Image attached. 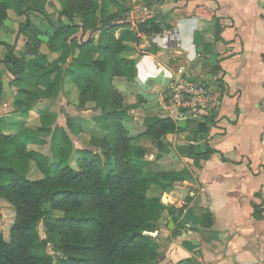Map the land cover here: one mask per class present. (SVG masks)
I'll use <instances>...</instances> for the list:
<instances>
[{
	"label": "crops",
	"instance_id": "0c3cea01",
	"mask_svg": "<svg viewBox=\"0 0 264 264\" xmlns=\"http://www.w3.org/2000/svg\"><path fill=\"white\" fill-rule=\"evenodd\" d=\"M51 1L59 15V2ZM141 8L155 11L150 18L161 23V34L137 35L130 20ZM8 13L2 40L20 57L28 42L19 32L23 18L13 9ZM109 15L119 16L112 24L124 26L115 35L133 48L130 58L137 65V77L131 82L114 80L129 107L125 124L132 136L144 135L146 118L161 117V100L177 76L195 83H219L224 94L218 113L180 119L177 130L160 143L149 137L138 143L137 157L150 163L152 175L180 177L166 182L165 190L151 191L164 207L159 230L151 233L159 245L158 264H264V0H115ZM60 23L59 16H51L39 28L46 32ZM40 52L42 57L26 56L27 78L18 88L3 62L7 49L0 46V130L16 132L12 124L21 117L14 113L15 103L22 98L17 91L37 86L34 76L40 72L33 64L47 66L58 60L47 40ZM51 86L52 78L40 84L44 90ZM78 101L77 88L67 83L57 98L26 114L20 138L48 143L54 159L62 130L72 135L77 149L88 148L89 131L96 128L100 110L92 103L79 108ZM41 117L49 123L45 131L36 130ZM61 117L68 119L65 124ZM29 121L37 128L32 129ZM80 128L83 133L74 136L73 130ZM206 214L212 219L208 228L203 227Z\"/></svg>",
	"mask_w": 264,
	"mask_h": 264
},
{
	"label": "trees",
	"instance_id": "16d2710c",
	"mask_svg": "<svg viewBox=\"0 0 264 264\" xmlns=\"http://www.w3.org/2000/svg\"><path fill=\"white\" fill-rule=\"evenodd\" d=\"M50 1L0 0V46L7 49L3 62L18 88L27 78L26 56L42 57V38H47L51 53L59 55L47 66L33 64L40 72L34 76L37 86L17 91L22 98L15 103L14 113L21 117L12 124L16 132L0 130V201L9 203L15 212L9 239L0 232V264H158L159 245L150 233L159 230L164 207L151 191L165 190L166 182H176L180 177L175 173L152 175L150 163L137 157L138 143L143 137L160 143L178 125L160 116L148 117L147 130L141 136H132L126 126L129 107L114 80L127 78L131 82L138 72L136 61L130 58L133 48L115 35L124 25L109 26L119 18L109 15L115 0H57L61 23L44 32L30 21L28 13L48 16ZM9 9L27 19L19 32L28 40V55L17 57L14 48L2 40ZM154 13L149 9L143 14L147 19L138 24L137 35L163 32L158 19L150 18ZM48 78H52V86L40 88ZM67 83L79 92V108L92 103L100 115L95 118L96 128L89 131L88 148L77 149L70 133L62 130L60 152L52 163L49 155L30 150L46 143L23 141L18 131L27 126L29 111L57 98ZM41 120L36 130L45 131L49 123L44 117ZM72 133L79 135L83 129ZM32 164L45 179H30ZM52 164L54 174L50 175ZM261 208L256 212L259 217ZM42 220L47 241L36 229ZM211 224V216L204 215L203 227ZM49 244L54 255L48 250Z\"/></svg>",
	"mask_w": 264,
	"mask_h": 264
},
{
	"label": "built area",
	"instance_id": "2783aa9c",
	"mask_svg": "<svg viewBox=\"0 0 264 264\" xmlns=\"http://www.w3.org/2000/svg\"><path fill=\"white\" fill-rule=\"evenodd\" d=\"M148 8H141L135 12L130 23L135 27L147 19L143 14ZM224 94L221 84L203 80L195 83L180 76L172 83L167 98L161 100L162 118L177 122L186 117L199 118L204 115L218 113L223 107ZM261 106L264 110V79Z\"/></svg>",
	"mask_w": 264,
	"mask_h": 264
},
{
	"label": "rangeland",
	"instance_id": "374dc122",
	"mask_svg": "<svg viewBox=\"0 0 264 264\" xmlns=\"http://www.w3.org/2000/svg\"><path fill=\"white\" fill-rule=\"evenodd\" d=\"M56 6L54 5V2L50 1L49 4L47 5L46 7V11L48 13V16L46 15H40L36 12H29L28 15L30 17V21L37 27H39L40 25L43 24V22L45 20H47L48 22L51 20V16L54 17V18H57L59 15H58V11L56 10ZM13 18H17L16 15L12 14L11 15ZM23 20L22 22L25 23L27 22V19L26 17H22ZM15 27V25H14ZM44 41L47 40V38H42ZM18 53V52H17ZM20 53V52H19ZM68 119H66V117H61V121L60 123L61 124H65ZM28 124L30 126H32L31 128L32 129H35L37 127H34L35 125V122L33 121H29ZM88 136L87 134H85L84 132V135L83 136ZM72 136V135H71ZM30 150H37V151H40L44 154H47V155H52V150H51V145H49L48 143H46V145L44 146H40V147H37V146H31L30 147ZM51 161L52 163H56V159L51 158ZM53 166H51V170H50V175H53L54 173V164H52ZM30 179L33 180V181H38V180H42V179H45V177L38 171L35 169L34 165L32 164V169H31V172H30ZM56 216H61L60 213H56ZM14 220H15V212H14V209L13 207L7 203L6 201H0V232L3 233V235L5 236L6 239H9L10 237V228L12 226V224L14 223ZM38 233L40 234L41 238L43 241H47V230H46V226H45V222L42 220L38 223L37 227H36ZM151 235V233H150ZM152 236V235H151ZM48 250L51 254H55L53 252V249H52V246L49 244L48 245Z\"/></svg>",
	"mask_w": 264,
	"mask_h": 264
},
{
	"label": "water",
	"instance_id": "95a60500",
	"mask_svg": "<svg viewBox=\"0 0 264 264\" xmlns=\"http://www.w3.org/2000/svg\"><path fill=\"white\" fill-rule=\"evenodd\" d=\"M112 25H113L112 23L109 24V26H112Z\"/></svg>",
	"mask_w": 264,
	"mask_h": 264
}]
</instances>
